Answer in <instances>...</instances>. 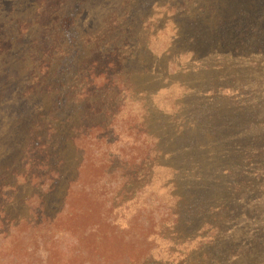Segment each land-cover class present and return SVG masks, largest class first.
Returning <instances> with one entry per match:
<instances>
[{
    "label": "rangeland",
    "instance_id": "374dc122",
    "mask_svg": "<svg viewBox=\"0 0 264 264\" xmlns=\"http://www.w3.org/2000/svg\"><path fill=\"white\" fill-rule=\"evenodd\" d=\"M0 264H264V0H0Z\"/></svg>",
    "mask_w": 264,
    "mask_h": 264
},
{
    "label": "trees",
    "instance_id": "16d2710c",
    "mask_svg": "<svg viewBox=\"0 0 264 264\" xmlns=\"http://www.w3.org/2000/svg\"><path fill=\"white\" fill-rule=\"evenodd\" d=\"M119 81V80H118ZM52 175V177H50L49 179H53V177H55L57 175V172L53 169V168H50V170L48 171V176ZM44 185V183H43ZM46 185H48V182H46ZM40 223V222H38Z\"/></svg>",
    "mask_w": 264,
    "mask_h": 264
}]
</instances>
